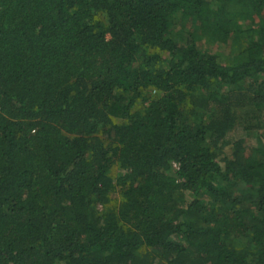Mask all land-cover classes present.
I'll return each instance as SVG.
<instances>
[{
	"label": "trees",
	"instance_id": "trees-1",
	"mask_svg": "<svg viewBox=\"0 0 264 264\" xmlns=\"http://www.w3.org/2000/svg\"><path fill=\"white\" fill-rule=\"evenodd\" d=\"M0 264H264V0H0Z\"/></svg>",
	"mask_w": 264,
	"mask_h": 264
},
{
	"label": "rangeland",
	"instance_id": "rangeland-1",
	"mask_svg": "<svg viewBox=\"0 0 264 264\" xmlns=\"http://www.w3.org/2000/svg\"><path fill=\"white\" fill-rule=\"evenodd\" d=\"M187 25V26H185ZM190 29V26L186 23L184 24L180 19L176 22V25H175V31L176 32H180L182 31L183 33H186L188 30ZM199 45L205 50L208 49L214 53H217L221 58H224L226 55L230 54V47L227 46V45H224V44H218V45H208L205 43V40L203 41H200L199 42ZM253 135V134H252ZM252 135L248 136L246 135L245 138L247 139V142L248 144H256L257 143V140L256 138L252 137ZM239 134L237 131H234L232 133L229 134V139L231 140L230 141V144L227 145L225 148H223V152L220 156L221 159H223L224 157L226 156H231V152H232V147H231V143L239 138Z\"/></svg>",
	"mask_w": 264,
	"mask_h": 264
}]
</instances>
